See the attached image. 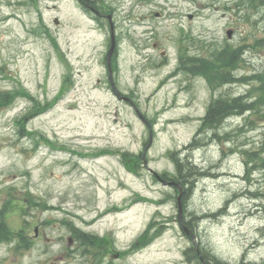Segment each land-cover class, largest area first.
Masks as SVG:
<instances>
[{
    "label": "rangeland",
    "instance_id": "obj_1",
    "mask_svg": "<svg viewBox=\"0 0 264 264\" xmlns=\"http://www.w3.org/2000/svg\"><path fill=\"white\" fill-rule=\"evenodd\" d=\"M248 2L0 0V90L19 93L0 108V209L16 194L2 210L29 243H0V264H98L85 248L104 252L103 264H209L207 253L264 264V164L250 163L255 152L264 159V103L227 117L222 138L198 134L213 91L258 95L264 8ZM108 16L118 43L111 79ZM227 43L247 49L239 80L212 90L177 67L179 47ZM144 151L136 172L121 158ZM169 152L198 170L187 198L186 184L180 195L167 182L178 172ZM79 232L96 243L82 246Z\"/></svg>",
    "mask_w": 264,
    "mask_h": 264
},
{
    "label": "trees",
    "instance_id": "obj_2",
    "mask_svg": "<svg viewBox=\"0 0 264 264\" xmlns=\"http://www.w3.org/2000/svg\"><path fill=\"white\" fill-rule=\"evenodd\" d=\"M248 1L251 6L258 5L259 8H264V0ZM256 45H258L257 42L255 46ZM199 50L201 51L196 52L193 55H187L185 53L182 55L183 60L180 62V67L185 72L191 73L195 76L199 75L204 77L209 85V88L212 90H216L227 83H232L233 81L239 80V77H237L235 72L240 67L241 62H243L242 56L244 52V46H232L226 44L225 46L214 49L213 51L208 50L207 53H204L205 51L203 48H200ZM253 76H255L256 80H258V85L255 87L258 95L253 100L249 101L247 96H244L240 93L233 95L219 93L217 97L212 98L207 105L206 112L203 117H201L198 134L206 132L210 137L222 138V136L217 133V130L227 117L244 113L248 110L253 113L260 111V106L262 105L261 98H264V72L256 73ZM25 94L27 95L28 93ZM18 95L19 93H17L15 90H0V108L6 107ZM52 103V100L47 101L45 104L40 102L34 103L32 108L28 111V115L33 116L39 114L49 108ZM19 131L22 135L26 134V131H23V125H20ZM242 152L245 154V152H248V150L243 149ZM255 153H253L250 163L252 164L253 162L255 166L264 164V159L261 157H255ZM168 154L177 165L178 172L175 174L174 179L178 180L180 185L186 184L188 186H184V193L182 196V199L183 197L187 198L189 193H191V187L194 185V181L198 176V170L196 166L190 162V160L183 162L180 160L181 158L177 157L176 153L169 152ZM123 157L129 169L135 172L137 169H139L140 163H143L141 153L136 155L129 152H122L121 158ZM27 199L29 200V198ZM33 202L34 205H37L38 203L37 201ZM0 229L1 231L4 229V225H2V223H0ZM207 254L209 257L206 258L208 259L209 264H226L215 255L209 253ZM195 257L201 258V256Z\"/></svg>",
    "mask_w": 264,
    "mask_h": 264
},
{
    "label": "flooded vegetation",
    "instance_id": "obj_3",
    "mask_svg": "<svg viewBox=\"0 0 264 264\" xmlns=\"http://www.w3.org/2000/svg\"><path fill=\"white\" fill-rule=\"evenodd\" d=\"M81 2H83V4L88 8V9H90V10H92V11H94L95 10V8L94 7H92L90 4H89V2L87 3V1H81ZM95 15H96V18L97 17H102V16H104L105 17V15L102 13V12H100V11H97L96 10V13H95ZM0 215H1V213H0ZM0 223H2V225H4V229H3V231H2V233H1V229H0V243H4V242H6V241H8V240H10V239H17V237H18V235H19V231L18 230H14L13 232L10 230V228H9V224H8V226H6V224H5V222H3V220H2V218H0ZM2 228V227H1ZM27 231V227H26V229H25V232ZM21 233H20V236H19V241H18V243H20V242H22L26 247H28V242H26L25 241V239H24V234H23V232L22 231H20ZM77 236H78V238H85V234L84 233H77L76 234ZM25 237H26V239L28 238V236L27 235H25ZM75 238L73 237V240H74ZM28 241L29 242H32V239H31V237H30V239L28 238ZM19 247H20V244H19ZM21 248H23V247H21Z\"/></svg>",
    "mask_w": 264,
    "mask_h": 264
},
{
    "label": "water",
    "instance_id": "obj_4",
    "mask_svg": "<svg viewBox=\"0 0 264 264\" xmlns=\"http://www.w3.org/2000/svg\"><path fill=\"white\" fill-rule=\"evenodd\" d=\"M227 33L230 36V31H228ZM113 48H114V40H113V37H112V44H111V47H110V49L108 51V59L110 58V55L112 53Z\"/></svg>",
    "mask_w": 264,
    "mask_h": 264
},
{
    "label": "bare ground",
    "instance_id": "obj_5",
    "mask_svg": "<svg viewBox=\"0 0 264 264\" xmlns=\"http://www.w3.org/2000/svg\"><path fill=\"white\" fill-rule=\"evenodd\" d=\"M250 101V100H249ZM264 102H262V104H263Z\"/></svg>",
    "mask_w": 264,
    "mask_h": 264
}]
</instances>
